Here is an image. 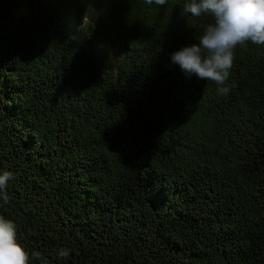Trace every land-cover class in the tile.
Listing matches in <instances>:
<instances>
[{
    "label": "trees",
    "instance_id": "obj_1",
    "mask_svg": "<svg viewBox=\"0 0 264 264\" xmlns=\"http://www.w3.org/2000/svg\"><path fill=\"white\" fill-rule=\"evenodd\" d=\"M189 2L0 0V215L29 264H264V44L218 94L171 59L214 22Z\"/></svg>",
    "mask_w": 264,
    "mask_h": 264
},
{
    "label": "clouds",
    "instance_id": "obj_2",
    "mask_svg": "<svg viewBox=\"0 0 264 264\" xmlns=\"http://www.w3.org/2000/svg\"><path fill=\"white\" fill-rule=\"evenodd\" d=\"M148 5L153 0H145ZM167 0H155L163 6ZM184 11L193 16L211 14L214 22L206 26L198 43L182 47L172 54L173 63L183 71L202 80L218 85V94L226 95V85L232 68L234 49L238 44L251 41L264 44V0H190ZM234 86V85H233ZM13 178L10 171L0 173V201L9 202L8 182ZM60 257L69 251L61 249ZM0 264H29V252L17 240V227L11 219L0 215Z\"/></svg>",
    "mask_w": 264,
    "mask_h": 264
}]
</instances>
